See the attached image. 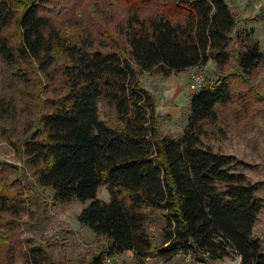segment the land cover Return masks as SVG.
I'll list each match as a JSON object with an SVG mask.
<instances>
[{
	"label": "trees",
	"instance_id": "1",
	"mask_svg": "<svg viewBox=\"0 0 264 264\" xmlns=\"http://www.w3.org/2000/svg\"><path fill=\"white\" fill-rule=\"evenodd\" d=\"M237 26L224 0H0L8 92L0 117L14 129L15 150L36 184L51 189L56 203L88 201L77 222L106 241L76 264H104L125 252L166 261L181 251L201 264L233 256L264 264L253 236L259 185L239 170L248 164L205 142L209 131L225 139V127L258 116L264 103L256 82L264 54ZM209 62L216 77L190 97L182 134L162 136L140 76ZM102 104L114 124L100 118ZM15 171L0 162V246L25 211L20 193L9 191L19 187L8 176ZM100 187L107 202L96 197ZM157 215L164 219L158 245L148 231ZM27 253L32 264H56L43 246Z\"/></svg>",
	"mask_w": 264,
	"mask_h": 264
},
{
	"label": "rangeland",
	"instance_id": "2",
	"mask_svg": "<svg viewBox=\"0 0 264 264\" xmlns=\"http://www.w3.org/2000/svg\"><path fill=\"white\" fill-rule=\"evenodd\" d=\"M255 18H236L238 23L236 31L248 33L252 41L258 42L264 54V9L260 10ZM201 71L205 77L203 85L206 82L213 81L216 77L215 70L211 65H206ZM146 80L149 81V79H142L144 86L151 87L146 84ZM256 80L264 92V61L260 65ZM3 81L4 76L1 74L0 65V99L8 94L7 89L2 84ZM163 87L164 89L159 92L155 91L154 87H151L157 100L156 103L163 109L161 110L160 108L158 111L163 113L161 115L158 114L160 133L162 136L176 138L182 134L186 125L189 101L186 104L183 98L180 99L182 100L181 104L177 103L176 105L181 107V109L177 113V118L171 120L166 115V109H168L169 114L172 109L169 106L170 100L166 93V91L169 92L171 86L166 82ZM162 91H164V94ZM259 107L261 110L258 116L249 121L244 123L236 122L235 118L230 123V126L226 124L228 126L225 127L227 131L225 139L219 140L214 137L213 132L209 131L210 135L205 142L214 151L233 156L249 165L247 168L242 167L239 170L246 176L248 182L259 185L256 196L261 203V209L253 227V236L259 239L264 246V103ZM225 110V108L221 109V113ZM99 116L109 125L115 122L113 111L106 105L102 104L100 106ZM16 142L17 137L14 129L10 128L6 120L0 117V162L16 167L14 172L16 174L13 173L14 175H11L10 173L8 176L15 178L19 187L9 188V191L19 192L18 199L20 200L15 198L19 201L17 204L22 207L25 206L24 213L18 219L17 228L7 234L6 239L8 242L4 246H0V264H32V259L27 262L23 256L28 254L27 249L29 246L36 244L43 246L46 252L55 259L56 264H76L88 261L93 254L102 250L106 244L104 238L94 236L87 226H81L77 222V215L89 202L80 203L75 200L64 204L54 202V192L49 188L39 187L35 182L32 168L27 166L23 156H18L14 147ZM23 173L25 176L20 177ZM96 197L101 201L107 202L109 194L106 188L100 187ZM163 224V217L157 215L151 218L148 225L150 236L157 245L160 244ZM27 241H29V244ZM17 242L19 247L16 254L11 258L10 256H5L7 248L9 246L15 248ZM108 260H105L104 264H201L184 251L179 252L166 261L154 257L139 260L131 252L111 256ZM203 264H239V259L233 256L221 261L207 260Z\"/></svg>",
	"mask_w": 264,
	"mask_h": 264
},
{
	"label": "crops",
	"instance_id": "3",
	"mask_svg": "<svg viewBox=\"0 0 264 264\" xmlns=\"http://www.w3.org/2000/svg\"><path fill=\"white\" fill-rule=\"evenodd\" d=\"M224 1L226 2L228 7L230 8V11L232 12V14L234 15L235 18H250V17L255 18L256 14L260 10L263 9L261 6V0H224ZM207 65H211L213 69L215 68L214 64L211 62H209ZM196 69L197 68H190V69H187V70H184L181 72L170 73L168 76H162L160 74L144 73L140 77V82L144 86V84L142 83V79L143 78L149 79V81L146 80V84L147 85L149 84V86L154 87V90L157 92L161 91V89L162 90L164 89V87H163L164 83H166V82L169 83V85L171 87L169 89V92L166 91V93H167V97H169L168 99L170 100L169 106H171L172 109H171V113H170L171 115L169 114L168 109H166L167 110L166 115H168L171 120H174L177 118V115H178L177 113H178L179 109H181V107L176 105L177 103L181 104L182 100H180V99L183 98L187 104L190 97L193 94H195V92H197V91H192L189 88L190 75ZM151 80H152V82L150 83ZM151 87L148 88V87L144 86V88H146L155 98V94H154V92H152ZM157 87H158V90H157ZM162 93L164 94V91H162ZM155 101L157 102L156 98H155ZM156 105H157V107H156L157 113L160 115L163 114L162 112H160V113L158 112L159 109L161 108V106H159L157 103H156ZM161 110H163V109L161 108Z\"/></svg>",
	"mask_w": 264,
	"mask_h": 264
},
{
	"label": "built area",
	"instance_id": "4",
	"mask_svg": "<svg viewBox=\"0 0 264 264\" xmlns=\"http://www.w3.org/2000/svg\"><path fill=\"white\" fill-rule=\"evenodd\" d=\"M261 6L264 9V0H261ZM204 81H205V77L203 75V72L201 71V69H196L190 75L189 88L192 91H197V90H199L202 87ZM106 261H109V260L106 259Z\"/></svg>",
	"mask_w": 264,
	"mask_h": 264
}]
</instances>
